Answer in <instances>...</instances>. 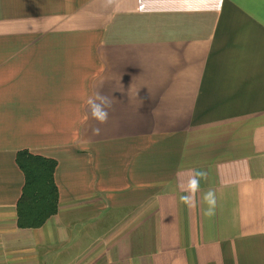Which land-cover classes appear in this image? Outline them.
<instances>
[{
  "label": "crops",
  "instance_id": "crops-1",
  "mask_svg": "<svg viewBox=\"0 0 264 264\" xmlns=\"http://www.w3.org/2000/svg\"><path fill=\"white\" fill-rule=\"evenodd\" d=\"M0 264H264V0H0Z\"/></svg>",
  "mask_w": 264,
  "mask_h": 264
},
{
  "label": "trees",
  "instance_id": "trees-1",
  "mask_svg": "<svg viewBox=\"0 0 264 264\" xmlns=\"http://www.w3.org/2000/svg\"><path fill=\"white\" fill-rule=\"evenodd\" d=\"M15 161L24 175L22 193L17 201V224L38 227L57 210L56 161L27 150L18 151Z\"/></svg>",
  "mask_w": 264,
  "mask_h": 264
},
{
  "label": "clouds",
  "instance_id": "clouds-1",
  "mask_svg": "<svg viewBox=\"0 0 264 264\" xmlns=\"http://www.w3.org/2000/svg\"><path fill=\"white\" fill-rule=\"evenodd\" d=\"M93 115L96 116L95 111H93ZM106 115V114H105ZM99 118V117H98ZM98 131V130H97ZM198 183V182H197ZM208 196H211V193L208 194Z\"/></svg>",
  "mask_w": 264,
  "mask_h": 264
}]
</instances>
